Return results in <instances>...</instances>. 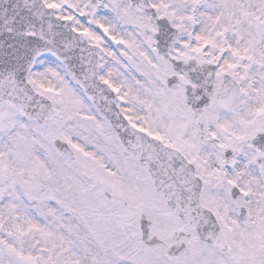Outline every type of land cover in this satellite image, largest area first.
<instances>
[{
	"label": "snow or ice",
	"instance_id": "6c2138e0",
	"mask_svg": "<svg viewBox=\"0 0 264 264\" xmlns=\"http://www.w3.org/2000/svg\"><path fill=\"white\" fill-rule=\"evenodd\" d=\"M0 264H264V0H0Z\"/></svg>",
	"mask_w": 264,
	"mask_h": 264
}]
</instances>
